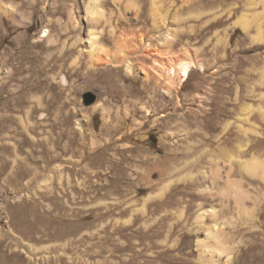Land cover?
Instances as JSON below:
<instances>
[{"label": "rangeland", "instance_id": "rangeland-1", "mask_svg": "<svg viewBox=\"0 0 264 264\" xmlns=\"http://www.w3.org/2000/svg\"><path fill=\"white\" fill-rule=\"evenodd\" d=\"M92 1L0 0V264H264V0ZM91 31L198 67L93 69Z\"/></svg>", "mask_w": 264, "mask_h": 264}, {"label": "bare ground", "instance_id": "bare-ground-1", "mask_svg": "<svg viewBox=\"0 0 264 264\" xmlns=\"http://www.w3.org/2000/svg\"><path fill=\"white\" fill-rule=\"evenodd\" d=\"M100 0H93L87 4L86 12L87 17L90 20L96 19L100 20L103 16V10L99 5ZM153 7V5H152ZM152 12L157 14V9L152 8ZM157 16V15H156ZM158 20V19H157ZM164 20H158L157 26L159 28L165 29ZM109 22V21H108ZM110 33L115 36V27L110 23ZM237 25L242 28L244 32H249L252 22H250L247 13L242 14L239 17ZM134 34V33H133ZM102 34H97L94 31L90 32L89 37V57L90 65L94 67L93 69H98L101 67L120 70L123 68L127 76H134L135 69L138 67L145 74L146 80L149 78L156 79L157 81H162L165 91L169 94L173 88L180 87L187 78L190 76L192 70L197 69V64L192 59L180 58L178 61L172 59L165 54V52L160 51L157 48L151 47L149 41L143 44L142 36L139 34L132 35V40L129 41L123 36L117 37L116 52H113L102 39ZM43 38L48 37V30L44 31ZM172 36L168 34L164 40V44H170L172 42ZM253 41L258 44L263 43V38L261 32L257 36L253 37ZM146 47H150V50H146ZM165 54V55H164ZM152 58L153 63L150 66H146L144 61L146 58ZM175 61V62H174ZM91 67V68H92ZM202 68V66H199ZM264 79V76H263ZM160 83V82H159ZM230 156V155H229ZM239 158V156H237ZM251 166L256 168L260 166V163L255 158L252 159ZM225 194H232L233 197L240 203L245 197L246 192L243 191L242 187L233 182H228V187L225 190ZM201 219L202 216H199ZM202 223V221H201ZM217 226H208L209 235L212 231L217 230ZM215 237L218 238L217 234ZM200 248L203 247L201 241L198 242ZM218 254L221 255L222 251L217 250ZM228 260L231 258V254L227 256ZM225 264H232L226 262Z\"/></svg>", "mask_w": 264, "mask_h": 264}]
</instances>
